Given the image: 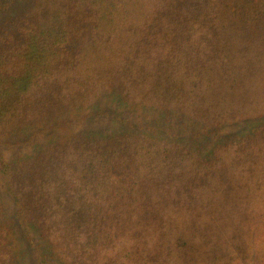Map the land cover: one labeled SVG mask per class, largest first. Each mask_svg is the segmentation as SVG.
I'll return each instance as SVG.
<instances>
[{
	"label": "trees",
	"instance_id": "1",
	"mask_svg": "<svg viewBox=\"0 0 264 264\" xmlns=\"http://www.w3.org/2000/svg\"><path fill=\"white\" fill-rule=\"evenodd\" d=\"M17 5L0 10V264H264V124L209 156L78 133L3 159L15 131L104 94L213 129L264 117V0Z\"/></svg>",
	"mask_w": 264,
	"mask_h": 264
},
{
	"label": "rangeland",
	"instance_id": "2",
	"mask_svg": "<svg viewBox=\"0 0 264 264\" xmlns=\"http://www.w3.org/2000/svg\"><path fill=\"white\" fill-rule=\"evenodd\" d=\"M14 1L15 3L13 0L12 2L0 0V10L7 4L8 14H13L15 12L13 9L18 6V0ZM263 124L264 117L213 129L189 121L175 111H162L148 104H125L118 94H104L89 107L79 108L57 121L15 131L6 138L8 146L4 150L3 159L11 162L21 161L34 155L38 149L49 144L56 137H68L78 133L103 137L115 133L138 134L152 140L173 142L184 146L190 152L209 156L218 146L253 135ZM0 200L4 221L7 225H12L16 208L5 195L1 182ZM13 235L17 241L16 249L24 252L28 247L26 243H21L20 232L15 226H13ZM29 253L23 258L22 264H32Z\"/></svg>",
	"mask_w": 264,
	"mask_h": 264
}]
</instances>
